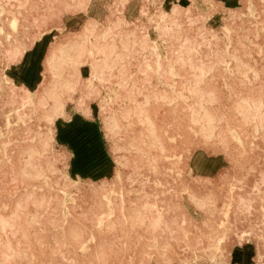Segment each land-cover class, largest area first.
<instances>
[{
	"label": "rangeland",
	"instance_id": "1",
	"mask_svg": "<svg viewBox=\"0 0 264 264\" xmlns=\"http://www.w3.org/2000/svg\"><path fill=\"white\" fill-rule=\"evenodd\" d=\"M150 1L0 0V264H233L243 244L264 264V0ZM7 72L42 78L22 107ZM55 98L82 130L64 145Z\"/></svg>",
	"mask_w": 264,
	"mask_h": 264
},
{
	"label": "bare ground",
	"instance_id": "2",
	"mask_svg": "<svg viewBox=\"0 0 264 264\" xmlns=\"http://www.w3.org/2000/svg\"><path fill=\"white\" fill-rule=\"evenodd\" d=\"M150 1V0H149ZM131 2V1H130ZM151 3L154 4L155 1H150ZM159 6H160V11H161V20L163 19V16L164 18L166 17H169L171 15H175L176 13H178L179 11H189L191 7L187 8V6H183V5H180V4H177V3H173V5L169 8V9H165L164 6H163V2L160 1L158 2ZM93 3H91V6H86V10H87V13L89 15V17L92 16V13L93 12L91 10V7H92ZM51 4H49L46 8H51ZM128 7V4L125 6L124 8V14H125V10L127 9ZM138 8V2L136 3H133V10L137 9ZM4 9V6L2 4H0V12H2ZM154 16V15H153ZM98 17V16H97ZM96 18V16H95ZM124 19L128 20V21H133L134 19H136V16H133L132 18H128L127 15L125 14V17ZM65 22V21H64ZM171 23H175V19H171V20H167L165 19L164 20V23L160 24V29L161 30H165V31H168L169 29H171ZM11 25V24H10ZM72 31V30H71ZM84 31L86 32V35L87 34V31H89V33H92L94 31V28L91 27L89 28L88 26H85V29ZM105 30L103 31H100L99 33V37L101 40L104 39L105 37ZM43 36V35H42ZM85 38V37H84ZM83 40H88L87 38L83 39ZM36 43V42H35ZM83 44V42H80L78 41L77 44H73L71 43V47L72 48H78L80 47L81 45ZM103 43L100 41L99 42V45H100V50L101 52H104V48L101 47ZM111 44V43H110ZM98 44L96 43H93L91 46H95L96 48L99 46ZM89 52H92V48L90 47H87ZM27 52V51H26ZM43 57V56H42ZM72 55L69 53L68 49H64L63 47L60 48V55H52L50 56V58L48 59L49 63L53 66H57L58 67V63H59V59H66L68 58L69 60H72ZM15 58V57H14ZM59 58V59H58ZM101 60V59H100ZM103 62L104 64L106 65L107 64V59L106 58H103ZM96 67L97 66H94L92 67V71H91V74H90V77L89 79L92 80V79H103L104 77V73L103 71L101 70L100 72H98L96 70ZM81 68V67H80ZM89 68V67H88ZM3 69V68H2ZM178 73L175 71L174 67L173 66H170V76H175L177 75ZM202 75V74H201ZM86 76V75H85ZM3 78L5 80H8L10 82H12V88H16L20 91H22L24 93V96L22 97V101H21V107L28 101L31 100V95L32 94H35L36 93V86L40 85L41 82H42V78L39 79V81H37L34 86H30L29 82L25 81V80H20L19 78L18 79H14L13 77H11V75L7 72V73H3ZM63 78L62 82L68 86V88L70 89H74V86H76V81L70 77H61ZM101 87V86H100ZM252 103V102H251ZM261 104L258 103L257 104V107H260ZM85 111L87 110V108L84 109ZM239 114V113H238ZM44 115V114H43ZM75 115V113L73 112L72 114L69 113V111L66 109V104L65 102L62 100V99H58V98H55L53 100V104L51 106V110L50 112H48L47 114H45V118L48 119L49 123H51V127H48L47 128V132H46V140H47V144H50V142H55V143H58V144H61V145H64V142H69L71 143V140H73V138L71 137V134L73 133H77V134H82V130L81 129H77V127L75 126V123L73 122V124L71 126L69 125H64L63 127H60L58 125V122L57 120L59 118H66L69 116V118L71 116ZM205 115L208 116V117H211L210 114H208V112L205 110ZM68 119V118H66ZM23 122H26L25 119H21ZM8 124L10 123V121L8 120L7 121ZM151 122V121H150ZM111 124L113 125H117V122L112 120ZM152 124V123H151ZM78 126V125H77ZM260 127V126H259ZM261 129V128H260ZM91 130V129H90ZM58 133L62 134V136L64 137L65 139V136L66 137V140H64L63 142L60 140L59 141V138H58ZM111 133V132H110ZM86 136H88L87 133H85ZM238 138V137H237ZM83 140V139H82ZM239 143V142H238ZM65 147L68 148L67 144H65ZM84 158V156H79V158ZM60 164V163H59ZM61 166V165H60ZM68 166H69V162H68ZM68 166H67V171H66V175L69 179L73 180V179H78V178H84L86 175H89L91 176V178H93L92 181H95V179L98 178L99 175H96V174H91L90 172H76V173H71L70 170L68 169ZM114 166V165H113ZM205 168L208 166V163H205L203 165ZM190 169V167H189ZM233 169V168H232ZM107 170L110 172V174L112 173L113 170L107 168ZM191 171V169H190ZM192 172V171H191ZM216 172V171H215ZM214 172V173H215ZM193 176L194 177H197V178H205V179H208L210 177H212L214 174H200V173H194L192 172ZM233 178V177H232ZM236 182V181H235ZM258 191V190H257ZM188 197V196H187ZM191 200V199H189ZM197 201V200H196ZM185 205L186 207L189 209L191 215L194 217V218H201L202 216L200 214H198L194 209H193V206L192 205H189L187 202H185ZM201 207V206H200ZM208 210V209H207ZM199 212V211H198ZM138 215V214H137ZM224 216V215H223ZM101 218L99 220V222H101ZM201 221V220H200ZM8 221H1L2 224H6ZM203 224V223H202ZM251 242V241H250ZM244 245V244H243ZM241 246V245H239ZM205 252V251H204Z\"/></svg>",
	"mask_w": 264,
	"mask_h": 264
},
{
	"label": "crops",
	"instance_id": "3",
	"mask_svg": "<svg viewBox=\"0 0 264 264\" xmlns=\"http://www.w3.org/2000/svg\"><path fill=\"white\" fill-rule=\"evenodd\" d=\"M32 49L25 52V55H28ZM251 254V248L248 246V244H244L241 246H236L232 250L231 259L234 260L233 264H248V259H250Z\"/></svg>",
	"mask_w": 264,
	"mask_h": 264
}]
</instances>
